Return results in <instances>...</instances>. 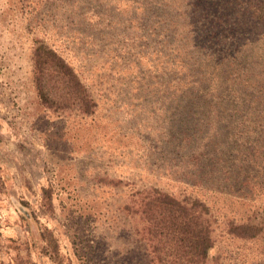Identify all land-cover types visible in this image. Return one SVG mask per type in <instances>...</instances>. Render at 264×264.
I'll list each match as a JSON object with an SVG mask.
<instances>
[{
	"label": "rangeland",
	"instance_id": "rangeland-1",
	"mask_svg": "<svg viewBox=\"0 0 264 264\" xmlns=\"http://www.w3.org/2000/svg\"><path fill=\"white\" fill-rule=\"evenodd\" d=\"M105 1L114 4L113 14H120L114 21L122 24L90 31L94 37L87 42L78 38L75 22L100 10L93 4L78 12L70 1L0 0V264H56L45 236L54 240L60 264H151L136 235L139 221L123 210L131 189L148 187L204 202L212 228L207 264H264V233L252 241L227 233L230 223L264 225V191L244 202L161 178L171 173L167 159L173 156L154 153L142 129L158 126L169 114L155 110L154 98L144 93L154 95L159 78L169 82L180 75H174L168 46L154 33L147 1ZM39 41L79 74L96 102L93 114L61 113L39 103L30 60ZM217 96L226 102V111L216 109L225 119L233 121L228 112L241 116V94L222 86ZM258 100L247 116L251 126L264 127Z\"/></svg>",
	"mask_w": 264,
	"mask_h": 264
},
{
	"label": "trees",
	"instance_id": "trees-1",
	"mask_svg": "<svg viewBox=\"0 0 264 264\" xmlns=\"http://www.w3.org/2000/svg\"><path fill=\"white\" fill-rule=\"evenodd\" d=\"M57 1H70L78 12L80 6L92 4L100 9L88 18L78 15L76 34L81 41L91 42L92 30L112 26L114 22L122 24L114 21L115 15L120 17L113 14L114 4L106 1ZM143 1L153 11L155 35L163 38H157L158 42L162 40L168 46L174 60V75H180L169 82L159 78L156 85L163 84L167 89L158 86L154 95L147 90L144 93L154 98L155 110L169 114L158 126L142 129V134H146L143 139L152 143L154 153L164 157L167 151L173 156L167 159L171 173L161 178L251 201V196L258 193L256 190L264 191V170L253 172L264 169V127L251 126L254 123L247 116V108L255 103L252 100L259 99L258 103L264 105V0ZM138 11L145 15L147 8L140 4ZM30 60L35 94L44 108L61 113L71 109L81 116L96 111L87 85L55 49L39 41L31 50ZM209 86L213 91L207 90ZM222 86L232 94H241L245 100L240 117L228 112L232 122L225 119L228 115L216 110L226 106L225 101L216 97ZM227 138L230 142H226ZM130 192L123 210L128 219L139 221L136 235L148 250L151 264L208 263L212 228L204 202L190 194L176 197L156 187ZM45 193L42 190L43 199H47ZM263 227L250 221L230 223L227 233L238 240L252 241L263 235ZM44 240L51 247L47 254L60 264L54 240L50 236ZM211 264L220 263L214 259Z\"/></svg>",
	"mask_w": 264,
	"mask_h": 264
}]
</instances>
